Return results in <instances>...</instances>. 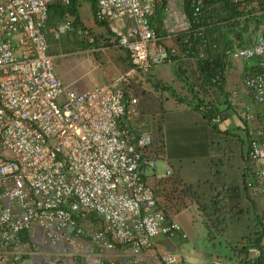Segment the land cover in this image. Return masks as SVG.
<instances>
[{"label":"built area","instance_id":"2783aa9c","mask_svg":"<svg viewBox=\"0 0 264 264\" xmlns=\"http://www.w3.org/2000/svg\"><path fill=\"white\" fill-rule=\"evenodd\" d=\"M186 1L193 13L187 33L198 38V58H207V26L215 19L206 25L201 17L210 0ZM228 1L239 11L264 16V0ZM161 2L96 0L95 19L109 28L132 66L108 83L80 90L60 77L45 34L54 3L66 9L54 30L55 39L74 29L68 10L71 0H0V264H19L13 247L21 231L32 224L48 234L67 233L70 239L72 234H86L81 221L93 214L100 222L89 233L94 243L106 249L126 246L131 264H142L138 256L153 246L155 237L180 229L147 181L159 158L172 175L163 137L155 136L161 128L155 132L141 116L140 98L124 88L134 72L147 80L156 67L177 61L180 48L161 43L150 20ZM232 41L233 48L226 51L228 62L235 58L256 63V69L243 75L241 87L229 93V101L247 132L244 187L250 197L264 198V108L259 115L250 104L264 105V26L243 45L235 37ZM228 66L212 79L220 92ZM241 93L249 101H239ZM195 105L210 113L211 123L223 121L207 102ZM259 216L264 233V209ZM262 243L264 236L261 247H248L246 262L255 263L264 254ZM160 260L191 264L171 251L162 253Z\"/></svg>","mask_w":264,"mask_h":264},{"label":"crops","instance_id":"0c3cea01","mask_svg":"<svg viewBox=\"0 0 264 264\" xmlns=\"http://www.w3.org/2000/svg\"><path fill=\"white\" fill-rule=\"evenodd\" d=\"M58 4L51 5L49 20L45 29L49 44L51 42L50 45L56 40L54 37L55 28L65 18L59 16V11H56L55 6ZM94 11L90 0H78L79 22L75 21V23L89 27L97 35L111 33L106 25L95 19ZM82 12H85V15ZM73 17L76 20L74 15ZM150 20L157 30L161 43L167 47L179 48L181 36L187 34L190 29V22L185 11V0H162L155 7ZM263 26L264 23L261 28ZM258 32L259 30L257 32L251 31L249 37L247 31L244 37L250 38L249 41H251ZM96 38L99 40L100 38L106 39V37L99 36ZM109 42L108 44L107 41H103L102 44H106L105 47L92 45L87 50L81 51L86 53L92 80L79 83L77 87L80 90L88 89L97 84L108 83L113 77L130 71L132 65L126 50L118 46L114 42V38ZM176 59V63L156 67L150 72L147 80H143L138 73L134 72L124 86L129 95L138 96L140 100L145 96L148 97L145 100L146 105L140 104V111L141 116L149 124H153L155 132L158 130L157 127H162L163 116L167 111L190 110L196 101H202L201 94L194 88L190 75L194 73L197 77H202L200 73L198 74L199 70H196V66L198 68L197 58L180 51ZM192 62L195 64L193 70L191 69ZM230 62L231 64L228 62L229 68L224 79L225 89L220 92L222 93L220 100L229 99V93L241 87L243 75L256 69V63L253 60L231 58ZM188 65L191 67L188 68ZM180 66L184 70V74L181 73ZM58 73L60 72L58 71ZM62 75L61 78L66 84L75 83L65 80V74ZM162 85H167L170 89H162ZM213 89L216 88L213 87ZM238 100L249 101L243 93L238 96ZM141 102L143 104V101ZM221 102L219 101L217 109L225 114L224 119L235 129L234 135L240 144V157L236 172L242 178V185L236 183L233 187L228 186V193H226L228 197L224 195L225 198H228L231 207L229 216L231 219L234 217V220L232 221L226 216L229 209H221L224 204L221 202L220 193L214 194L217 197L214 199L218 208L216 214L211 216L213 212L206 209L197 196L198 194L192 190L190 182L182 179L179 173L161 176L157 174L156 170L147 176V181L154 187L160 205L169 218L178 223L180 229L172 235L155 237L153 246L145 249L138 256L142 264H162L160 256L166 251L180 254L191 264H239V261L243 264L245 258L243 259L242 253L247 252L243 247L253 245V241L257 237L256 233H260L259 215L264 209V198L262 196L250 197L243 183V157L247 149L245 123L232 105L229 107L230 109L223 111ZM250 104L252 110L260 115L264 105L251 101ZM160 135L162 136V128L160 133H155L157 138ZM229 188L233 190L230 191ZM5 203L17 209L14 202L6 200ZM247 220L250 225L246 222ZM81 223L87 231L86 234L81 236L72 234L70 239L67 238V233L56 232L52 235L37 224L30 225L21 231L19 239L13 247L19 256V264H108L110 262L131 264V251L126 246L106 249L94 243L89 233L100 225L99 219L95 215H88ZM218 240H220L219 245L216 243ZM223 241H225L224 244ZM250 241L252 242L250 243Z\"/></svg>","mask_w":264,"mask_h":264},{"label":"rangeland","instance_id":"374dc122","mask_svg":"<svg viewBox=\"0 0 264 264\" xmlns=\"http://www.w3.org/2000/svg\"><path fill=\"white\" fill-rule=\"evenodd\" d=\"M82 14L85 15V12H82ZM244 14L243 17H239L233 22L247 23L249 28L247 31L250 37V32H254L255 23L258 20L255 15L248 12H244ZM97 36L106 37V39L100 38L99 40L96 38ZM91 39L93 40L91 41ZM111 39H113L111 33L97 35L89 27L75 24L71 32L63 34L60 39L54 40L53 44L50 45V51L53 56L55 55L54 61L56 68L59 69V75L61 73L65 74L64 79L75 82L76 86L83 83V81H91L92 75L89 71L90 66L86 59V53L81 51L87 50L92 45L105 47L106 44H102L103 41H107L109 44ZM230 61L231 59H229L231 64ZM194 66L195 64L192 62V70L195 68ZM189 67L191 65H188ZM196 70H198L197 66ZM62 74L60 77L63 76ZM190 75L194 88L201 94L202 101L207 102L216 109L219 101H222L221 108L223 111L230 109L229 99H225L226 101L220 100L222 95L220 91L209 87L202 77H197L194 73ZM147 99V96L143 97L141 99L143 104L141 101L140 104L146 105L145 100ZM220 113L225 116L223 112ZM234 133L235 129L225 119L217 127L211 125L207 119L205 120L203 111L197 110L195 105L190 110L167 111L163 116L162 137L166 146L171 174L179 173L182 179L190 182L192 190L198 194L197 196H199L206 209L213 212L211 216L216 214L218 208L214 199L217 197L214 194L220 193L221 202L224 204L221 209H229L226 214L229 219H231L229 216L231 207L226 195L228 193L227 187H233L236 183L242 185V178L236 172L240 157V144ZM156 170L158 175L168 176V168L164 159H158ZM229 189L230 191L233 190L232 188ZM224 195L227 197L225 198ZM231 220L233 221L234 217ZM246 222L250 225L248 220ZM219 241L216 242L217 245H219ZM224 243L225 241H223ZM246 255V252L242 253L243 259ZM244 261L243 264H247L245 259ZM239 264H241V261H239Z\"/></svg>","mask_w":264,"mask_h":264},{"label":"trees","instance_id":"16d2710c","mask_svg":"<svg viewBox=\"0 0 264 264\" xmlns=\"http://www.w3.org/2000/svg\"><path fill=\"white\" fill-rule=\"evenodd\" d=\"M77 1L78 0H71V5L68 7V10L71 14H73L76 18L75 21L79 22V14L77 12ZM93 8L95 10V2L96 0H90ZM51 7V6H50ZM56 11H59V16L62 18L65 15L66 9L61 5H56ZM210 7V10H209ZM185 11L188 16L189 22L192 23L193 20V13L188 4V1L185 0ZM245 14L242 11L238 10V7L228 0H210L206 2L204 7V12L201 17V23H206L208 25L209 19H215L213 25L207 26V36L209 39V47L207 50L208 56L207 58H198V38L195 34L191 33L190 35L183 34L180 38L179 48L181 52L187 53L188 55L194 56L197 58V65L198 70L202 78L210 85H215L213 83V78L217 75L220 70H224L228 64L227 61V49L233 48L234 42L232 38L235 37L239 39L241 42L240 45L245 44V37L247 32V23H235L238 17H243ZM256 19L258 20L255 23V32L261 29L262 24L264 23V16L263 18H259L258 15H255ZM76 25L79 23H75ZM193 28H196V25H193ZM181 73L184 74V70L179 67ZM219 87V86H218ZM162 89H170L167 85H162ZM221 88V87H219ZM173 92V91H172ZM175 96L176 93L173 92ZM201 101V100H200ZM195 108L201 110L199 105H195ZM216 109V108H215ZM217 110V109H216ZM203 116L207 121L216 126L218 124H213L210 122L211 115L210 113L203 111ZM224 119V117H223ZM243 183H244V174H243ZM257 237L254 239L255 245L261 247V242L263 240L264 233H256ZM252 241H250L251 243ZM249 245L243 247L246 249V253H248ZM264 253V250H263ZM264 256L261 255L255 263H248L247 264H263Z\"/></svg>","mask_w":264,"mask_h":264},{"label":"clouds","instance_id":"9594fccd","mask_svg":"<svg viewBox=\"0 0 264 264\" xmlns=\"http://www.w3.org/2000/svg\"><path fill=\"white\" fill-rule=\"evenodd\" d=\"M239 18V17H238ZM75 25V24H74ZM160 128H162L161 126H160ZM253 245H255V244H253ZM252 246V245H251ZM264 255V254H263ZM246 257V256H245ZM247 263V262H246Z\"/></svg>","mask_w":264,"mask_h":264}]
</instances>
